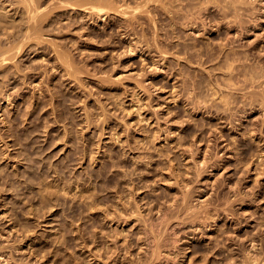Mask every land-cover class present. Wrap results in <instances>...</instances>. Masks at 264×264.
<instances>
[{"label":"rangeland","instance_id":"374dc122","mask_svg":"<svg viewBox=\"0 0 264 264\" xmlns=\"http://www.w3.org/2000/svg\"><path fill=\"white\" fill-rule=\"evenodd\" d=\"M23 1L0 0L1 18L10 15L7 18L12 16L18 25L12 24V18L6 19V24L15 27L9 29L10 35L7 31L4 35V19L0 20V31L4 32L0 34L1 56L4 48L7 55L3 56H15L5 62L0 59V252L12 257L13 264H214L215 258L220 259L215 264H246V254L251 251L264 264V106L260 103L264 94V82H260L264 80V0H242L245 6L253 3L244 6L245 10L239 0L236 5L240 7H236L240 13L244 11L239 19L244 32L226 31L227 26H223L221 33L216 28L209 30L218 22H210L208 15L223 12L231 0L208 4L211 7L204 12L209 13L198 20L208 26L204 29L200 25L199 33L186 29L181 19H176L175 26L171 24L169 14L180 16L183 12H177L181 6L170 0L166 4L167 0H104L115 3L113 8L120 6L106 8L105 15L88 8L92 0H79L80 6L77 0H40L41 6L36 4L39 14L43 12L46 17L37 16L45 18L41 26L28 21L26 6L31 2L28 0L27 5ZM231 6L233 9L227 11L232 16L235 5ZM137 7L139 11H135ZM121 8L129 9L130 14L120 13ZM27 25L42 28L39 43V32L36 39L32 37L36 27L30 35L33 40L25 38ZM174 28L176 34L172 33ZM23 38L28 42L23 44ZM14 39L22 42L23 49L16 40L17 45L10 47ZM208 42L225 43L223 56L242 54L241 59L232 55L227 62L221 58V63L206 65V72L223 81L228 99L234 100L233 94L238 97V103H231L232 110L224 111L225 103L214 93L210 78L199 65L187 64L183 54L179 59L173 53L186 45L197 50ZM18 45L22 51L15 49ZM129 47L135 50L133 54ZM9 48L15 52H8ZM166 49L168 53L163 54ZM58 51L60 57L66 54L69 62H76L72 71L60 62ZM154 61L162 68L156 69ZM228 62L235 64L231 74ZM138 81L140 86L136 87ZM197 95L207 99L201 103L203 112L188 110L191 102L199 106ZM241 109L245 112L236 111ZM231 113L233 121L229 122L225 118ZM157 130L161 138L155 145L148 144L146 135ZM168 152L173 169L164 168L166 158L160 156ZM114 161L118 170L109 175L125 174L118 177L121 185L102 189V180L107 178L97 174L104 164L111 166ZM55 171L81 184L60 195ZM91 173L95 177L89 179ZM140 175L146 176L144 181ZM130 178L136 188L128 195L123 182ZM46 185L51 186L55 197L43 208L38 190ZM85 189L91 197L80 192ZM185 190L190 191L189 203L195 208L176 214L175 202L183 201ZM124 204L126 212L121 213L116 207L123 208ZM132 209L135 214L129 217ZM208 210L218 213L216 222L206 219ZM41 214L43 217L38 216ZM169 214L178 217H172L164 227ZM23 224L32 226L29 240L19 231ZM151 227L163 234L156 254ZM224 231L226 237L234 239L227 241L228 245L235 243L231 248L239 254L233 261L221 260V255L208 251ZM237 242L244 249L239 250ZM4 258L0 256V264H5Z\"/></svg>","mask_w":264,"mask_h":264},{"label":"bare ground","instance_id":"6f19581e","mask_svg":"<svg viewBox=\"0 0 264 264\" xmlns=\"http://www.w3.org/2000/svg\"><path fill=\"white\" fill-rule=\"evenodd\" d=\"M23 1V0H22ZM27 1L28 0H26V1H23V3L24 4H27ZM62 1V0H61ZM67 1H69V0H67ZM66 0H65V2H67ZM79 0H77V2H78ZM80 1H83V0H80ZM79 1V2H80ZM92 1H94V3L93 4H88V5H90L88 8L89 9H91V10H94V11H96L99 15H105V13H107V12H105L106 10H108V9H106V8H109V9H112V10H114V9H116V8H118V7H120V6H117L116 5V8L114 7L113 8V4H115V3H113L112 4V2H111V4H107V1L105 2L104 0L102 1V0H100V1H102V2H104V3H102L101 4V2L99 1V0H92ZM92 1H91V3H92ZM96 1V2H95ZM97 1H99V3H100V5H99V3L97 4ZM111 1V0H110ZM117 1H119V0H117ZM124 1V0H123ZM140 1H142V0H140ZM148 2H150V1H152V2H154L155 3V1H153V0H147ZM157 1V0H156ZM160 2H164L165 0H159ZM169 0H167V1H165L164 3L166 4V2H168ZM197 1V2H196ZM229 1L230 0H226V3L228 2L229 3ZM238 1L239 0H231V5H235L234 6V9H235V11H234V14H232V16H234L235 17V19H232V20H230V18H232V16L231 15H229L228 14V12L229 11H227V8L228 9H233V6H231V5H224L225 7H224V9H223V12H219V13H216V14H209L208 15V18H210V22H218V23H214L213 25H212V27H211V29H209V30H212V28H213V31H214V28H216V30H217V32L218 31H220V33H221V31H223V26H227V27H224V29L226 30V31H229V29H236L237 31H238V29H242L241 31H243V29H244V25H243V23L242 22H240L239 21V19L241 18V14L244 12L243 10V12L242 13H240V11H238L237 10V7L239 6L240 7V5H236V3L238 4ZM244 1V0H243ZM248 1V0H247ZM31 2V3H30ZM30 2H28V4L30 3V5H28V6H26V8H28V12H30V15H29V18H30V20L28 19V21H31V22H33V21H35L36 22V24H34L33 23V25H37L38 26V24L41 26V24H40V22L41 21H44L45 20V14H42L43 12H41L40 14H39V9H38V7H37V3L39 4V6H41V4H40V0H39V2L37 1V0H30ZM32 2H36L35 4L34 3H32ZM114 2H115V0H114ZM144 2H146V0H143V3ZM170 2H172V3H176V4H178V6H181L179 9H177V12H180V11H182L183 13H182V15L180 14V16H178L179 14H177V13H171V14H169V16H168V18H169V20L171 21V24L173 25V26H175V24H177V22L178 21H176V19H181L182 20V22H183V24L186 26V29H188V30H195L196 32H201V27H203L204 29H207L206 27L208 26L207 25V23H199V21L198 20H202L204 17L203 16H205L207 13H209V12H204V10H206V9H208V8H210L211 7V5H208L209 3H217V4H221L222 3V0H207V1H201L200 2V0L198 1V0H170ZM200 2V7H199V4L197 5V3H199ZM86 3L87 2H85V4L83 3V6L84 5H86ZM108 3H110L109 2V0H108ZM117 3V2H116ZM120 3V2H119ZM119 3H117V4H119ZM123 3V2H122ZM125 3V2H124ZM128 3V2H127ZM140 3H142V2H140ZM142 3V4H143ZM147 3V2H146ZM145 3V4H146ZM159 3V2H158ZM241 5H242V7L241 8H243L244 9V2H243V4H242V0H241ZM239 3V4H240ZM139 4V3H138ZM145 4H144V6H145ZM161 4V3H160ZM253 4V3H252ZM251 4V5H252ZM36 5V6H35ZM80 5H82V2H80V4H79V6ZM125 5V4H124ZM140 5V4H139ZM147 5H150V3L149 4H147ZM248 5H250V3L248 4ZM247 5V3H246V6H248ZM250 5V6H251ZM29 6H31L30 8H29ZM33 6H35V8L33 9L32 7ZM82 6V7H83ZM144 6H140V7H144ZM162 6H164V4L162 5ZM165 6H167V5H165ZM164 6V10H166V9H168V7L166 8ZM172 6V5H171ZM175 6V5H174ZM174 6H172L173 8H174ZM208 6V7H207ZM210 6V7H209ZM216 6V5H215ZM237 6V7H236ZM245 6V7H246ZM250 6H248V7H250ZM37 7V8H36ZM132 7V6H131ZM140 7H137L136 9H135V11H139V8ZM146 7V6H145ZM212 7H214L213 5H212ZM248 7H247V10H250V8L248 9ZM32 8V9H31ZM40 8V7H39ZM85 8L87 9V7L85 6ZM122 8H124V7H122ZM122 8H121V10H122ZM163 8V7H162ZM166 8V9H165ZM223 8V7H222ZM45 9V8H44ZM43 9V7H42V9H41V11H43L44 10ZM128 9V8H127ZM176 9V8H175ZM219 9V8H218ZM221 9V8H220ZM246 9V8H245ZM244 9V10H245ZM126 9H123L121 12H120V10H119V12L120 13H123L124 15L128 12V10H126ZM163 10V9H162ZM210 10V9H209ZM148 11V10H147ZM176 11V10H175ZM207 11V10H206ZM220 11V10H219ZM0 12H1V14H2V12L3 11H1V9H0ZM6 12V11H5ZM25 12H27L26 11V9H25ZM133 12V11H132ZM142 12H143V9H142ZM146 12V11H145ZM151 12H152V10H151ZM166 12H167V10H166ZM168 12H170V11H168ZM211 12V11H210ZM250 12H252V11H250ZM7 13V12H6ZM116 13H118V11H116ZM119 13V14H120ZM139 13V12H138ZM141 13V12H140ZM213 13V12H212ZM254 13V12H253ZM0 14V15H1ZM29 14V13H28ZM127 14H130V12H128ZM133 14V13H132ZM166 13H163V15H165ZM246 14V13H245ZM251 14V13H250ZM5 14H3V16H4ZM39 15V17L40 16H42V15H44V16H42V17H45V18H43L42 20H40V19H36L37 18V16ZM47 15V14H46ZM203 15V16H202ZM247 15V14H246ZM245 15V16H246ZM8 17L10 16V15H7ZM7 16L5 15V17L6 18H3L4 19V23L5 22H7L6 21V19L8 20V21H10V18H12V16L10 17V18H7ZM156 16V15H155ZM207 16V15H206ZM231 16V17H230ZM243 16V15H242ZM38 17V18H39ZM41 17V18H42ZM136 17V16H135ZM157 17V16H156ZM1 18V16H0V20L2 19ZM101 18V17H100ZM156 19H158V18H155V20ZM163 19V18H162ZM243 19V18H242ZM152 20V19H151ZM2 21V20H1ZM12 22H15L14 20H13V18H12V20H11ZM132 21V20H131ZM134 21V20H133ZM244 21V20H243ZM152 22H153V20H152ZM158 22V21H157ZM222 22V23H221ZM29 23V22H28ZM42 23V22H41ZM134 23V22H133ZM154 23H156V22H154ZM153 23V24H154ZM199 23V26L197 25ZM0 24H1V22H0ZM3 24V23H2ZM6 24V23H5ZM3 25L4 27H2V25H1V27L3 28V29H5V34L4 35H6V31H7V34L10 32V30L9 29H11V28H13V27H15V25L13 26V25H10L11 23H7L6 25ZM10 25L11 27H8L7 28V25ZM12 24H16V22L15 23H12ZM131 25H132V22L130 23ZM135 24V23H134ZM165 24V23H164ZM163 24V25H164ZM245 24V23H244ZM42 25H43V23H42ZM130 25V26H131ZM161 25V24H160ZM179 25V24H178ZM196 25V26H195ZM200 25H201V27H200ZM6 26V27H5ZM13 26V27H12ZM18 25L16 24V27H17ZM28 26V25H27ZM37 26H31V25H29L28 27H26L27 28V31L26 30H21V32L23 31H26L27 32V34H28V36H26L25 35V33H23L26 37L25 38H27V39H29L28 41H30V38H32V37H34L35 39H36V37H37V33L39 32L40 34H41V32L39 31V30H41L40 28H39V30H38V28H37ZM156 26V25H155ZM168 26V25H167ZM172 26V27H173ZM181 26V25H180ZM259 26V25H258ZM34 27H36L37 28V30H35L34 29V31H36V34H35V36H32V34H31V32L33 31V28ZM127 27H129V26H127ZM133 27V26H132ZM177 27V26H176ZM248 26H246L245 28H247ZM1 28V29H2ZM6 28L8 29V30H6ZM26 28H24V29H26ZM163 28V27H162ZM0 29V30H1ZM2 29V30H3ZM17 29V28H16ZM16 29H15V31L12 29V31H14V32H16ZM134 29V28H133ZM156 29V28H155ZM183 29V28H182ZM253 29H254V27H253ZM167 30V29H166ZM170 30V29H169ZM203 30V29H202ZM33 31V32H34ZM158 31V30H157ZM231 31V30H230ZM240 31V30H239ZM18 32V31H17ZM32 32V33H33ZM176 32V30H175V28H174V31L172 32L173 34H176L175 33ZM178 32V31H177ZM216 32V31H215ZM244 32V31H243ZM247 32V31H246ZM1 33H4V32H1L0 31V34ZM35 33V32H34ZM191 33V32H190ZM195 33V32H194ZM207 33V32H206ZM12 35L13 34H15V33H11ZM18 34H21V33H18ZM21 35V39L20 40H22V37H24V35ZM38 34L39 36L37 37V39L40 37V39H41V37H43L42 35L43 34ZM197 34V33H196ZM208 34V33H207ZM229 34V33H228ZM243 34V33H242ZM9 35H10V33H9ZM9 35H8V37H9ZM30 35L32 36V37H30ZM34 35V34H33ZM198 35H200V37H203V36H201V34H198ZM202 35H205V33L204 34H202ZM18 36V35H17ZM243 36V35H242ZM13 37V36H12ZM11 36L9 37V38H12ZM14 37H16L15 35H14ZM30 37V38H29ZM197 37V36H196ZM204 37H206V36H204ZM211 37V36H210ZM227 37V36H226ZM165 38V37H164ZM174 38V37H173ZM172 38V39H173ZM206 38H208V37H206ZM244 38V37H243ZM17 39V38H16ZM16 39H14V41H12L11 43H10V45H17L18 44V42H19V45H21V43L23 42V44L25 43L24 41H27V40H24V38H23V41L21 42V41H17ZM40 39H38L37 41V43H39V41H40ZM175 39V38H174ZM187 39V38H186ZM185 39V40H186ZM202 39H204V38H202ZM210 38H208V40H209ZM221 39V38H220ZM227 39V38H226ZM229 39V38H228ZM17 42H16V41ZM32 40H33V38H32ZM222 40H225V39H222ZM27 41V42H28ZM199 41V40H198ZM14 42V43H13ZM15 42L17 43V44H15ZM162 42V41H161ZM197 42V41H196ZM206 42V41H205ZM212 42V41H211ZM223 42V41H222ZM220 43L219 42V44L217 43V44H215V43H209L207 46H203V47H201L200 49H195V50H192V47H189L188 45H186V47L185 48H180V49H178V47H177V49L178 50H175L176 52H173V53H175L176 55H177V57L179 58V59H182V56H181V54H183L184 55V59L186 60V63L187 64H190V65H192V64H196V65H199L201 68H202V71L201 72H204L205 74L204 75H206V76H208L209 78H210V80H209V82H210V84L212 85V90L214 91V93L215 94H219V97L221 98V101L222 102H224L225 103V107H224V111H227V110H232V108H231V103H235V102H239V99H238V97H236V95L234 96V94H233V96H232V98H234V100H231V99H228L229 98V94H225L224 93V90H223V87L225 88L226 86H224V84L220 81V80H215L214 79V77H213V74H212V72L211 71H207L206 72V70H208L207 69V66L206 65H208V64H210V63H212V62H214V61H219L220 60V62H218V63H221L222 62V59L223 58H225V61L227 62V61H229L230 60V58H233V57H231L232 55H236V56H240L239 57V59H241L242 58V54L240 53V52H233V53H227V54H225L224 56H223V54H224V51H225V48H226V45L224 46V44L225 43ZM0 43L2 44V42L0 41ZM194 43H195V41H194ZM193 43V44H194ZM0 44V48L1 49H3V45H1ZM22 44V45H23ZM134 44V43H133ZM168 44V43H167ZM177 44V43H176ZM197 44L198 43H195L194 45H196L197 46ZM203 44H205V43H203ZM13 45L12 46H10V47H12L13 48ZM15 46V47H17V48H15L16 50L18 49V50H20L21 49V46ZM37 45V44H36ZM39 45V44H38ZM130 45H132V44H130ZM129 45V46H130ZM136 45V44H135ZM134 45V46H135ZM163 46V45H162ZM177 46H179V44H177ZM9 47V46H8ZM127 47V46H126ZM131 47V46H130ZM129 47V48H130ZM225 47V48H224ZM231 47V46H230ZM11 48V49H12ZM167 48V47H166ZM194 48H196V47H194ZM193 48V49H194ZM5 49L6 48H4V52H3V55L4 54H6V52H5ZM8 49V48H7ZM10 48H9V50L10 51H8V52H11V51H13V52H15V50H11ZM22 49H23V46H22ZM22 49H21V51H22ZM136 49V48H135ZM136 50H138V49H136ZM168 49H166V50H162V53L163 54H167L168 53V51H167ZM3 51V50H2ZM2 51H0L1 53H2ZM7 51V50H6ZM125 51H127V49L125 50ZM130 52H132L131 54H133V52H135V50L133 49V47L132 48H130V50H129ZM1 53H0V56H1ZM17 53V52H16ZM45 53V52H44ZM56 53H58L57 55H59V57H60V53H59V51L58 52H56ZM172 53V54H173ZM15 54V53H14ZM64 54V53H63ZM63 54H61V55H63ZM2 55V56H3ZM7 55V54H6ZM16 55V54H15ZM45 55V54H44ZM43 55V56H44ZM46 55H47V53H46ZM69 55H71V54H69ZM69 55H67L68 56V58H69ZM175 55V56H176ZM245 55H247V54H245ZM244 55V56H245ZM0 57V59L1 58H3L2 59V61H7L8 59H10V58H15V56H13V54H12V56H8L7 58L5 57V56H3V57ZM65 56V57H64ZM63 57L61 56L60 58H58V59H62V61H60L61 63H63L64 64V66H67V68L69 67V69L68 70H71V69H73V68H75V65H74V67L73 68H71V66H73L72 64H74V63H76V62H74V63H71V62H69V59L71 60V58H69V59H67V57H66V54L64 55ZM10 57V58H9ZM38 57H39V55H38ZM70 57H72V56H70ZM222 58V59H221ZM73 59V58H72ZM235 59H237V57H235ZM248 59V58H247ZM42 60H43V57H42ZM44 61V60H43ZM74 61V60H73ZM72 61V62H73ZM245 61H247L246 59H245ZM155 62V61H154ZM153 62V63H154ZM180 62V61H179ZM178 62V63H179ZM236 62V61H235ZM44 63V62H43ZM58 63H59V61H58ZM57 63V64H58ZM238 63H240V61H238ZM227 64H229V67L227 68V69H229L230 68V74H231V71H233V70H235V66H233V65H235V64H233V65H230L231 64V62H228ZM33 65V64H32ZM47 65V64H46ZM184 65V64H183ZM189 65V66H190ZM216 65V64H215ZM34 66V65H33ZM32 66V67H33ZM61 66V65H60ZM154 66H155V68L156 69H161L162 68V65L160 64V62L159 63H154ZM164 66V65H163ZM263 66V65H262ZM36 67H37V65H36ZM52 67H54V66H52ZM192 67V66H191ZM209 67V66H208ZM35 68V67H34ZM33 68V69H34ZM39 68V67H38ZM55 68V67H54ZM62 68H63V65H62ZM67 68L65 69V70H67ZM71 68V69H70ZM222 68V67H221ZM255 68H257V67H255ZM254 68V70H256ZM45 69H47V67L45 68ZM53 69V68H52ZM51 69V70H52ZM58 69H59V66H58ZM262 69H263V67H262ZM50 70V69H49ZM63 70V69H62ZM68 70H67V72H68ZM182 70V69H181ZM253 70V69H252ZM45 71V70H44ZM72 71V70H71ZM75 71H76V74H77V70L75 69L73 72L75 73ZM79 71V70H78ZM46 72V71H45ZM47 72H48V70H47ZM56 72V71H55ZM58 73V72H57ZM70 73H72V72H70L69 71V73L68 74H70ZM248 73V72H247ZM255 73V72H254ZM60 74V73H59ZM62 75H64L63 73H61ZM73 74V73H72ZM182 74V73H181ZM229 74V73H228ZM251 74H252V72H251ZM250 74V75H251ZM52 75V74H51ZM55 75V74H54ZM71 75V74H70ZM78 75V74H77ZM248 75V74H247ZM249 75V76H250ZM61 76V75H60ZM72 76V75H71ZM73 76H74V78H75V75L73 74ZM196 76H198V75H196ZM202 76H203V74H202ZM231 76V75H230ZM241 76V75H240ZM252 76V75H251ZM250 76V77H251ZM254 76V75H253ZM253 76H252V78H253ZM63 77V76H62ZM78 77V76H77ZM249 77V78H250ZM256 77H257V74H256ZM255 77V78H256ZM258 77H259V75H258ZM217 78V77H216ZM239 78V77H238ZM81 79V78H80ZM232 79V78H231ZM254 79V78H253ZM252 79V80H253ZM190 80V79H189ZM195 80H197V79H195ZM247 80V79H246ZM42 81L43 80H41V83H42ZM258 82V80H255V82ZM63 82V81H62ZM62 82H61V84H62ZM139 82L140 81H138L137 82V85H136V87L138 86V84H139ZM246 82V81H245ZM253 82V81H252ZM255 82H253V83H255ZM260 82H264V80L263 81H260ZM83 83V82H82ZM192 83H194V82H192ZM259 83V82H258ZM40 84V83H39ZM260 84V83H259ZM258 84V85H259ZM52 85V84H51ZM195 85V84H194ZM193 85V86H194ZM245 85V84H244ZM38 86V85H37ZM54 86V85H53ZM58 86V85H57ZM105 86V85H104ZM139 86H140V84H139ZM261 86H262V84H261ZM263 86H264V84H263ZM103 87V86H102ZM141 87H144V85H143V83H142V86ZM146 87V86H145ZM62 88V87H61ZM35 89H36V85H35ZM52 89V88H51ZM51 89H49L50 91H51ZM37 90V89H36ZM53 90V89H52ZM195 90V89H194ZM262 90V89H261ZM188 91H189V88H188ZM36 92V91H35ZM190 92V91H189ZM197 92V91H196ZM195 94V93H194ZM200 94V93H199ZM258 95H260L259 93H257ZM257 94H256V97H257ZM253 95V94H252ZM50 96H52V95H50ZM198 96V103H199V106L197 107V106H195V105H197V103H196V101H195V103L196 104H194V106L192 105V102L190 103V106H192V107H190L188 110L189 111H192V112H197V111H200V112H203V107L204 106H201V103H203V102H206L207 101V99H202L203 98V96H199V95H197ZM36 97V96H35ZM54 97V96H53ZM200 97V98H199ZM218 97V96H217ZM218 97V98H219ZM260 97H262V102H260V103H263V106H264V94L262 93V95L260 96ZM6 99H9L8 98V95L5 97ZM54 99V98H53ZM196 99V98H195ZM202 99V100H201ZM58 100V99H57ZM56 100V101H57ZM8 101H10V99L8 100ZM245 101V100H244ZM53 102H54V100H53ZM38 103V102H37ZM194 103V102H193ZM50 104V103H49ZM53 104V103H52ZM52 104H51V106H52ZM55 105V104H54ZM53 105V106H54ZM264 108V107H263ZM238 109V108H237ZM264 110V109H263ZM237 112H245V109L244 110H236ZM64 113V112H63ZM232 117H233V114L231 113L230 114V116L229 117H227V118H225L227 121H229V122H232L233 121V119H232ZM217 119H221V117H218ZM212 123V122H211ZM213 124V123H212ZM249 132V131H248ZM248 132H246L245 134H248ZM221 136H223V134L221 135ZM146 137L147 138H150L149 139V141L150 142H148V144H151V143H153L154 145H155V143H156V141L158 140V139H160L161 138V134L159 133V131L157 130L154 134H152V135H150V134H147L146 135ZM163 138V137H162ZM1 140H2V138H0ZM148 147V146H147ZM151 146H149L148 148H150ZM87 148V147H86ZM152 148V147H151ZM164 151V150H163ZM162 151V152H163ZM86 154V153H85ZM84 154V155H85ZM159 155V154H158ZM160 156L161 157H163V156H165V158H166V161H165V164H164V168H167V169H173L174 168V166L172 165V158H170V152H168L167 154L166 153H164V154H160ZM112 159H114V160H116L117 159V156L116 155H113L112 156ZM118 166H119V164L117 163V161H114L112 164H111V166H108L107 164H104L103 165V170H101V172L100 173H98L97 174V177H100V178H102L104 175L106 176V178H107V180H102V185H101V187H102V189H108V190H111L112 189V187H119L120 185H121V181H119V178H121L122 176H124L125 174H119V175H109V173H111L112 172V174L113 173H115L116 172V170H118ZM122 166V165H121ZM115 169V170H114ZM136 169V168H135ZM138 169V168H137ZM136 169V170H137ZM135 170V171H136ZM56 172V171H55ZM63 172H65V171H63ZM57 173V176H58V179H57V181H60V183H59V185H58V189H57V193H60V195H63V193H67L68 192V190L71 188V186H73V185H75V187L76 188H78L79 187V185L78 184H81V182L79 183V182H75V184L73 183L74 181H70V180H66L65 178H66V175H64V174H62V172L60 171V172H56ZM135 173V172H134ZM188 173H191L190 171L188 172ZM188 173H187V177H188ZM66 174V173H65ZM197 174H198V176H200L201 175V173L199 172V170L197 171ZM92 177H95V175L93 174V173H91L90 175H89V179H91ZM119 177V178H118ZM145 175L143 176V175H140V179H141V181H144L145 180ZM29 178H30V181H32V182H34V179H33V176H32V174L30 173V176H29ZM171 179V178H170ZM88 180V179H87ZM85 182H87V181H85ZM73 183V184H72ZM123 184L125 185V189H124V193H127L128 195H130V194H133V192H134V190H135V188H136V182H135V180L134 179H132V178H130V179H127L125 182H123ZM189 185V184H188ZM134 186H135V188H134ZM51 186L50 185H46L45 186V188L44 189H39L38 190V197L41 199V202H42V204H43V208H45L46 206H50V203L49 202H53L54 201V197H55V195H53L52 196V193H50L51 192V188H50ZM2 191V190H1ZM8 191V189H6L5 190V192H7ZM4 192V191H3ZM80 192H82V194H83V196H89V197H91L92 195H90L89 193H88V190H83V191H80ZM117 192H119V189L117 190ZM4 194V193H3ZM189 195H190V191L188 190V191H184L183 192V201H181V202H178V201H176L175 202V204H176V206H174V207H176L177 208V212H176V214L177 213H185V212H187V211H190V210H193L195 207L194 206H192L189 202ZM27 197L25 196L23 199H26ZM93 203H91V205H90V207L92 206L93 207V205H92ZM91 207V208H92ZM124 207H125V204H124V206H123V208H119V207H116V209H118L119 211H121V213L122 212H126V209H124ZM119 211H117V214H118V212ZM34 211H33V209H32V211L30 212V214L31 213H33ZM127 214H129V213H127ZM135 214V211H133V209H132V212H130V214H129V217H132V215H134ZM139 214H142L141 212H139ZM176 214H172V215H170L169 214V217H167L166 219H164V227L165 226H167L168 225V223H169V221H170V219L172 218V217H174V216H177L178 217V215H176ZM206 219L207 220H209V219H211L212 218V221L213 222H216V220H215V217L214 216H217L218 215V213L216 214V215H214L210 210H208V211H206ZM231 214H233V213H231ZM236 214V213H235ZM39 217H43V215L41 214V215H38ZM117 216H119V215H117ZM125 216H128V215H126V213H125ZM219 216V215H218ZM219 220V219H218ZM163 222V221H162ZM161 222V223H162ZM216 224V223H215ZM150 230L152 231V233H155V234H153L154 236H153V238H154V240H155V242H156V248H154L153 249V254H156L157 252H158V249L159 248H161V240H162V236H163V234L162 233H160V234H157L155 231V229L153 228V227H151L150 228ZM19 231H20V233H21V235L23 236V237H27V239L29 240L30 238H31V236L28 234V233H30L31 231H33V229H32V226L30 225V224H23L20 228H19ZM225 232V231H224ZM222 233L221 235H220V238H218L217 239V241H216V243H215V245L213 246V247H211L208 251H210V252H213L214 253V256H216V255H221V257H222V259L221 260H223L224 258L225 259H227L228 260V258H229V261H233L235 258H236V255H238L239 256V254H237V252H235V249L234 248H231L232 247V245H235V243H233V244H231L230 246L228 245V242L230 241V242H233V238H231L229 235V237H226V232L225 233ZM225 237L224 239H221V237ZM65 237V236H64ZM57 239V236L56 235H54V237H53V239ZM161 239V240H160ZM224 240H226V241H224ZM56 241V240H55ZM228 241V242H227ZM224 245H226L227 246V249L225 250V248L223 247ZM236 245H238V249L240 250V249H244V245H242V244H240V243H236ZM254 246V245H253ZM262 246V248H263V245H261ZM234 247V246H233ZM200 249H198V251H199ZM247 251V250H246ZM245 251V252H246ZM248 251H250V250H248ZM247 251V252H248ZM262 252V251H261ZM208 253V252H207ZM213 253H212V255H213ZM208 254H210L211 255V253H208ZM249 254V255H248ZM211 255V256H212ZM248 255V256H247ZM0 256L2 257V256H4L5 258L3 259V261L5 262V264H13L12 262V257H10V258H6V255L5 254H3L2 252H0ZM206 256V255H205ZM204 256V257H205ZM210 256V257H211ZM246 261H247V263L248 264H260L258 261H260L259 260V256L257 257L255 254H253V253H251V251L249 252V253H247L246 254ZM208 258H209V255L207 256ZM245 257V256H244ZM263 258H264V256H263ZM262 258V259H263ZM261 259V260H262ZM210 261L209 262H211L212 260H211V258L209 259ZM206 261H207V259H206ZM218 261H220V259L218 260L217 258H215L214 259V261H212L214 264H215V262L217 263ZM244 261H245V259H244ZM245 261V262H246ZM1 262V261H0ZM223 261H221V263H222ZM207 263V262H206ZM246 263V264H247ZM18 264V263H17ZM21 264H26V263H21ZM228 264H236V261L234 262V263H228Z\"/></svg>","mask_w":264,"mask_h":264}]
</instances>
